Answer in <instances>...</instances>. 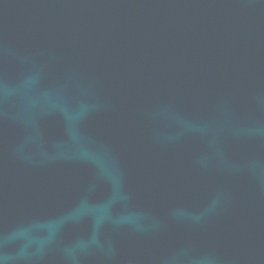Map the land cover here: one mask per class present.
<instances>
[{"label":"water","instance_id":"obj_1","mask_svg":"<svg viewBox=\"0 0 264 264\" xmlns=\"http://www.w3.org/2000/svg\"><path fill=\"white\" fill-rule=\"evenodd\" d=\"M0 264H264V0H0Z\"/></svg>","mask_w":264,"mask_h":264}]
</instances>
